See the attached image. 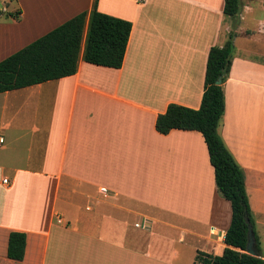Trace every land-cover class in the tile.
<instances>
[{"label": "crops", "instance_id": "0c3cea01", "mask_svg": "<svg viewBox=\"0 0 264 264\" xmlns=\"http://www.w3.org/2000/svg\"><path fill=\"white\" fill-rule=\"evenodd\" d=\"M93 1L53 0L52 13L32 19L25 0H12L0 61ZM223 6L97 0L132 24L119 69L79 59L74 75L0 93V264H194L199 251L222 254L231 206L202 135H163L155 121L170 103L199 108L209 49L230 32L218 133L244 172L264 259V0H240L236 18ZM13 231L26 236L20 261L7 256Z\"/></svg>", "mask_w": 264, "mask_h": 264}, {"label": "trees", "instance_id": "16d2710c", "mask_svg": "<svg viewBox=\"0 0 264 264\" xmlns=\"http://www.w3.org/2000/svg\"><path fill=\"white\" fill-rule=\"evenodd\" d=\"M239 11L240 0H224L223 13L226 17L236 18ZM13 18L17 19L18 14ZM131 28L130 21L98 11L97 0H94L89 11L78 13L1 60L0 93L74 75L79 59L93 65L119 69ZM233 37L234 33L230 32L223 46L209 49L199 108L170 103L155 121L156 131L163 135L172 129L197 131L202 135L214 170L216 188L231 206V220L224 237L226 247L222 254L199 251L194 264H264L245 189L244 172L218 133L224 113L222 84L231 66ZM218 77L222 80L220 85L215 84ZM245 218L253 227L257 256L245 252L248 229ZM25 240L23 232L13 231L9 234L8 258L23 259Z\"/></svg>", "mask_w": 264, "mask_h": 264}, {"label": "rangeland", "instance_id": "374dc122", "mask_svg": "<svg viewBox=\"0 0 264 264\" xmlns=\"http://www.w3.org/2000/svg\"><path fill=\"white\" fill-rule=\"evenodd\" d=\"M27 3L28 8L31 10L30 16L32 15V19H34V17H39L41 15V13L39 12V10L42 9L43 13H45L46 15H49L50 12L52 13L55 10V6L53 5V0H25ZM55 1V0H54ZM15 2H11L9 4V12L7 14H0V24L7 22L9 19L11 20L12 17H10V13L12 12ZM4 17V18H3ZM23 28V27H22ZM17 29V28H16ZM1 30V29H0ZM5 30H8L7 28ZM19 31H23L24 29H19ZM2 33H7L6 31L1 32L0 31V38H2ZM9 34V33H7ZM228 39V37H227ZM11 49H9L10 51Z\"/></svg>", "mask_w": 264, "mask_h": 264}, {"label": "water", "instance_id": "95a60500", "mask_svg": "<svg viewBox=\"0 0 264 264\" xmlns=\"http://www.w3.org/2000/svg\"><path fill=\"white\" fill-rule=\"evenodd\" d=\"M222 82L221 77H218L217 80L215 81L216 85H220ZM245 221L247 223V243H246V249L245 252L249 255L252 256H257V253L255 251V236H254V231L253 227L250 224V221L248 218H245Z\"/></svg>", "mask_w": 264, "mask_h": 264}, {"label": "built area", "instance_id": "2783aa9c", "mask_svg": "<svg viewBox=\"0 0 264 264\" xmlns=\"http://www.w3.org/2000/svg\"><path fill=\"white\" fill-rule=\"evenodd\" d=\"M12 2V0H0V14H7L9 12V4ZM3 142V139L0 138V143ZM2 183L6 184L7 180L3 179ZM101 193H106L107 190L105 188H100ZM137 226V225H136Z\"/></svg>", "mask_w": 264, "mask_h": 264}]
</instances>
